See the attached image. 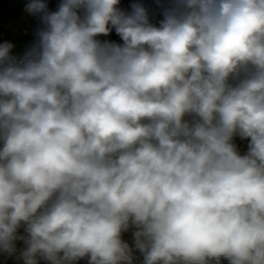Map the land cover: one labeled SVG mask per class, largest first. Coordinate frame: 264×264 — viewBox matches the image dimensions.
<instances>
[{"label": "clouds", "instance_id": "9594fccd", "mask_svg": "<svg viewBox=\"0 0 264 264\" xmlns=\"http://www.w3.org/2000/svg\"><path fill=\"white\" fill-rule=\"evenodd\" d=\"M119 5L28 0L34 47L0 43V253L264 264V0Z\"/></svg>", "mask_w": 264, "mask_h": 264}, {"label": "rangeland", "instance_id": "374dc122", "mask_svg": "<svg viewBox=\"0 0 264 264\" xmlns=\"http://www.w3.org/2000/svg\"><path fill=\"white\" fill-rule=\"evenodd\" d=\"M22 0H0V43L5 42L4 35L2 32L10 27L14 20L15 13L18 12L17 15V23L9 36V41L13 43L14 47L25 46L19 51V56L17 61H21L25 55L32 50L36 43V30L41 27L40 15L41 14H29L25 11V4L28 0H25L21 7L18 9L19 4ZM158 5V10L154 14L152 18L153 23H158L161 18L162 10L165 7L169 6L170 0H154ZM61 0H46L48 5V10L55 11L57 9L58 4ZM100 39H107L106 37H100ZM109 40V38L107 39ZM112 41H116L118 43L122 42L116 40L115 38H111ZM234 142L236 143L238 149L241 153L247 151V140H241L238 136L234 138ZM23 230L21 229V232ZM123 239L127 241L130 247L133 248V256L136 260V264H139V260L142 259L139 251L135 250L134 246V237L131 231L125 233L123 235ZM17 247H22V242H17ZM0 264H23L21 260L18 259V253L13 256H8L7 254L0 253ZM41 264H45V262L41 261ZM78 264H87V259L80 260ZM222 264H227L226 261L222 262Z\"/></svg>", "mask_w": 264, "mask_h": 264}, {"label": "trees", "instance_id": "16d2710c", "mask_svg": "<svg viewBox=\"0 0 264 264\" xmlns=\"http://www.w3.org/2000/svg\"><path fill=\"white\" fill-rule=\"evenodd\" d=\"M25 0H22L21 3L19 4L18 6V9L21 7L22 3L24 2ZM133 2H139V3H142L144 4V6L149 10V14H150V18L152 20L154 14L156 13V11L158 10V5L157 3L154 1V0H120V7L123 9V10H126V11H131L130 9V5L131 3ZM17 15H18V12L15 13V16H14V20L12 22V24L10 25L9 28H7L6 30H4L2 32V34L4 35V38H5V41H9V36L11 35L16 23H17ZM162 19V16L161 18ZM112 34L116 37H119L115 31L113 30L112 31ZM25 47V46H20V47H13L12 49V55L18 59V56H19V51H21V49ZM20 57V56H19Z\"/></svg>", "mask_w": 264, "mask_h": 264}, {"label": "crops", "instance_id": "0c3cea01", "mask_svg": "<svg viewBox=\"0 0 264 264\" xmlns=\"http://www.w3.org/2000/svg\"><path fill=\"white\" fill-rule=\"evenodd\" d=\"M107 39L109 38V40H111V38H115L116 40H119L120 41V38L119 37H116L114 36L112 33L106 37Z\"/></svg>", "mask_w": 264, "mask_h": 264}]
</instances>
